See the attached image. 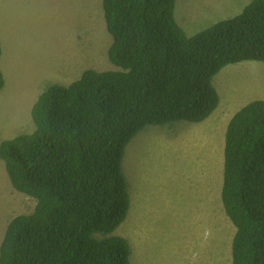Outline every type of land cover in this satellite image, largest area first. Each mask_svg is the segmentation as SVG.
Listing matches in <instances>:
<instances>
[{"label": "trees", "instance_id": "obj_1", "mask_svg": "<svg viewBox=\"0 0 264 264\" xmlns=\"http://www.w3.org/2000/svg\"><path fill=\"white\" fill-rule=\"evenodd\" d=\"M176 2L103 0L119 70L48 87L32 109L34 133L1 143L12 186L37 206L8 226L0 264H130V243L113 235L131 206L127 146L150 125L209 119L220 104L213 78L232 64L264 62V0L194 36L177 22ZM225 139L232 264H264V100L237 111Z\"/></svg>", "mask_w": 264, "mask_h": 264}, {"label": "rangeland", "instance_id": "obj_2", "mask_svg": "<svg viewBox=\"0 0 264 264\" xmlns=\"http://www.w3.org/2000/svg\"><path fill=\"white\" fill-rule=\"evenodd\" d=\"M251 2L177 0L175 15L194 36ZM0 42V145L34 133L32 109L48 87L68 86L87 70H119L109 59L113 38L103 0H0ZM213 87L220 104L209 119L147 126L126 148L131 206L113 235L130 243V264L233 263L237 229L221 197L226 131L243 106L264 100V62L229 65ZM215 181L221 188L211 200ZM36 206V199L14 189L0 158V249L12 220Z\"/></svg>", "mask_w": 264, "mask_h": 264}, {"label": "crops", "instance_id": "obj_3", "mask_svg": "<svg viewBox=\"0 0 264 264\" xmlns=\"http://www.w3.org/2000/svg\"><path fill=\"white\" fill-rule=\"evenodd\" d=\"M215 153H216V151H215ZM212 189H211V191H210V199L212 200V199H215V192H216V190L218 191L221 187H220V183H219V185L217 186V184H216V181H215V183H213L212 184ZM222 188H223V184H222ZM221 197H222V190H221ZM219 200H220V197H219ZM214 205H215V200H214Z\"/></svg>", "mask_w": 264, "mask_h": 264}, {"label": "clouds", "instance_id": "obj_4", "mask_svg": "<svg viewBox=\"0 0 264 264\" xmlns=\"http://www.w3.org/2000/svg\"><path fill=\"white\" fill-rule=\"evenodd\" d=\"M74 83V82H73ZM71 85V84H70Z\"/></svg>", "mask_w": 264, "mask_h": 264}, {"label": "bare ground", "instance_id": "obj_5", "mask_svg": "<svg viewBox=\"0 0 264 264\" xmlns=\"http://www.w3.org/2000/svg\"><path fill=\"white\" fill-rule=\"evenodd\" d=\"M225 212V211H224Z\"/></svg>", "mask_w": 264, "mask_h": 264}]
</instances>
